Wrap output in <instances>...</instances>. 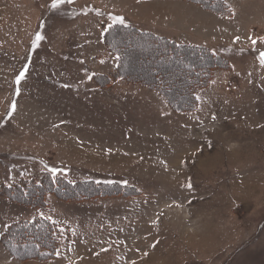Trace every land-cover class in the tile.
I'll return each mask as SVG.
<instances>
[{
	"label": "rangeland",
	"instance_id": "rangeland-1",
	"mask_svg": "<svg viewBox=\"0 0 264 264\" xmlns=\"http://www.w3.org/2000/svg\"><path fill=\"white\" fill-rule=\"evenodd\" d=\"M221 1L229 14L190 0H0V237L38 217L61 233L56 256L41 261L15 259L0 241V264H264V0ZM118 22L205 46L228 67L212 70L188 112L139 83L102 86L95 76L116 64L103 34ZM121 34L125 64L148 78L181 73L166 78L176 100L186 96L197 59L163 69L173 56ZM45 171L140 193L47 194L46 208L5 194Z\"/></svg>",
	"mask_w": 264,
	"mask_h": 264
},
{
	"label": "trees",
	"instance_id": "trees-1",
	"mask_svg": "<svg viewBox=\"0 0 264 264\" xmlns=\"http://www.w3.org/2000/svg\"><path fill=\"white\" fill-rule=\"evenodd\" d=\"M200 4L203 8L216 12L217 14H229L230 9L225 7L221 0H190ZM121 33L130 35L131 38L144 37L151 42L150 47L154 51L167 52L173 56L169 65L164 64L160 68H170L173 62H185L189 66V58L197 59L192 63V70L187 69V75L183 84L187 92L185 97L175 99L173 97L176 89H172L166 78L180 77L181 73L171 72L165 74L155 71L152 78L144 76V68L125 64L127 53L122 46ZM121 34V35H120ZM105 46L116 55L114 70L108 75H101L99 79L102 86H106L111 79H125L129 82L139 83L149 89L155 90L162 95L168 105L176 112L193 111L197 107V94L199 90L207 85L212 77V70L216 67L226 68L228 62L225 58L212 53L207 47L201 45L185 44L174 39L157 35L152 32L142 31L130 23H115L107 28L103 34ZM120 42V44H119ZM201 55V56H200ZM169 58V61L172 60ZM161 64V63H160ZM125 65V66H123ZM170 66V67H169ZM134 70V71H133ZM142 74L132 77V73ZM103 78V79H102ZM139 190L133 186H127L119 181L86 178L75 182L64 176L51 171L43 172L39 181L25 180L22 184L6 189L5 194L17 203L33 207H47L46 196L53 194L63 200L97 199L105 196L123 195L124 197L139 194ZM0 241L10 252L13 258L18 260L37 259L39 261L51 259L56 256L57 249L61 243V233L58 227L49 219L44 217L32 220H19L10 224L2 233Z\"/></svg>",
	"mask_w": 264,
	"mask_h": 264
},
{
	"label": "snow or ice",
	"instance_id": "snow-or-ice-1",
	"mask_svg": "<svg viewBox=\"0 0 264 264\" xmlns=\"http://www.w3.org/2000/svg\"><path fill=\"white\" fill-rule=\"evenodd\" d=\"M62 2V0H54L53 7L56 6L57 3ZM121 22H123V19L120 18ZM42 35L38 32L36 33L35 40L33 41V44L36 45L40 40H42ZM255 43V41H253ZM261 63H264V52L260 54ZM27 72V65H25L24 69L20 71L19 75L16 77V83L19 84L22 79L25 78V74ZM17 94H19V89H17ZM15 102H12V110H15Z\"/></svg>",
	"mask_w": 264,
	"mask_h": 264
},
{
	"label": "water",
	"instance_id": "water-1",
	"mask_svg": "<svg viewBox=\"0 0 264 264\" xmlns=\"http://www.w3.org/2000/svg\"><path fill=\"white\" fill-rule=\"evenodd\" d=\"M262 52H264V49L258 52V56H259V58H260V54H261Z\"/></svg>",
	"mask_w": 264,
	"mask_h": 264
},
{
	"label": "crops",
	"instance_id": "crops-1",
	"mask_svg": "<svg viewBox=\"0 0 264 264\" xmlns=\"http://www.w3.org/2000/svg\"><path fill=\"white\" fill-rule=\"evenodd\" d=\"M203 8V7H202Z\"/></svg>",
	"mask_w": 264,
	"mask_h": 264
}]
</instances>
